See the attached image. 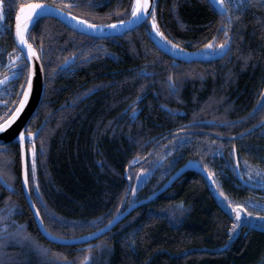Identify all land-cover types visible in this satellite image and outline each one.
I'll use <instances>...</instances> for the list:
<instances>
[{"label": "trees", "instance_id": "obj_1", "mask_svg": "<svg viewBox=\"0 0 264 264\" xmlns=\"http://www.w3.org/2000/svg\"><path fill=\"white\" fill-rule=\"evenodd\" d=\"M94 3L96 7L81 6L72 14L91 22L125 20L133 0ZM155 6L160 30L171 44H179V49L205 51L204 45L213 36L217 44L223 39L221 28L229 25L219 9L211 8V0H156ZM238 15L239 21L233 19L229 25L231 46L222 58L177 64L153 42L151 18L122 38L104 39L80 34L55 18L35 20L29 38L42 54L49 97L42 122L45 125L33 139L36 171L29 188L50 233L74 238L112 220L128 191L124 170L145 157L154 144L150 137L162 129L196 118L203 120L199 126L229 136L262 120L264 7L252 0ZM95 52L98 54L93 56ZM70 56H77L82 72L54 77ZM169 76L175 82L174 91L170 90ZM93 83L106 88L77 107H57L58 87L64 89L69 103L73 90ZM140 95L142 121L131 122L128 116L126 136L119 134L115 109L119 104H131ZM250 104H254L250 121L218 122L245 111ZM42 109L39 107L38 112ZM40 120L38 115L28 127L34 128ZM178 136L161 140L152 153L154 160L163 162L157 168V185L145 188L150 178L145 179L136 196L130 193L126 204L157 189L174 165L197 159L213 173L219 191L233 204H243L253 214H264L261 187L233 186L236 176L230 159L224 160V174L218 163L206 161L219 144L225 156L238 148L244 175L248 176L251 167L253 178L248 180L263 185L264 179L255 172L264 170V125L236 140ZM15 147L17 144H10L0 150V171L6 178L14 177L9 188L0 183V264H264V223L240 224L238 232L231 235L236 221L215 200L204 176L195 171L183 174L165 193L135 209L98 239L87 244L49 242L39 231L26 200L20 154ZM141 166L145 163L131 169L129 175ZM40 249L49 251L45 254Z\"/></svg>", "mask_w": 264, "mask_h": 264}, {"label": "flooded vegetation", "instance_id": "obj_2", "mask_svg": "<svg viewBox=\"0 0 264 264\" xmlns=\"http://www.w3.org/2000/svg\"><path fill=\"white\" fill-rule=\"evenodd\" d=\"M8 2H9V0H5L6 4ZM10 2L13 5V9H12L11 12L6 14L5 20L0 22V26H2L3 24H7L8 25V30L6 32H0V80H3L5 77L8 78L6 82L0 83V119L3 118V121L5 119H7L8 115H10L12 111L15 110V105L10 103V101H15V100L18 99V97L15 96V95H12V93L13 92H19L20 91V87H19L20 84L25 83V76H19V75L18 76H11L10 75V73L16 71V68L12 67L11 64H15L18 67L19 64L22 62L23 57H26V53L24 51L23 57H20V58H18L16 60L11 61V64H10L11 57L17 56L20 53V50H21V47L17 43V40L15 38L16 13L19 11V5L20 4H31V3H51L53 5L59 6V7L63 8L64 10L72 13V11H74V10H76L78 8V7L74 6V5L77 2H79V0H10ZM211 2H212V0H211ZM225 3H228V0H225ZM211 8L218 10V8H216L215 6H212ZM232 14L234 16L235 12H233ZM42 18H46V17H42ZM149 19H150V17L147 19V21ZM222 19L224 21L228 22L226 17H222ZM115 22L116 21H110V22H94L93 21L92 23L113 24ZM34 23H32V25ZM32 25L30 27H32ZM230 27L231 26H229L228 31H229ZM134 30H132V31H134ZM233 30L234 29H232V31ZM132 31H129V32H132ZM29 32H30V28L27 31L26 38H27L28 42L36 48V50L38 51V53L40 55V59H41L42 54H40V51H39L38 47L29 38ZM129 32H126V33H129ZM125 34L120 35V36H109V37H102V38L103 39L104 38H119V37L122 38V36H124ZM92 37H96V36H92ZM96 38H99V37H96ZM72 39L75 40L76 38H72ZM99 39H101V38H99ZM113 41H114L115 45H118V41L116 39H114ZM99 44H101V43H98V45ZM105 44L106 43H103L102 45L104 46ZM102 45H100V47H102ZM91 48H93V46H91ZM76 49H78V48H76ZM89 50H90V48H89ZM228 50H229V48H228ZM214 51H216V50H213V51L211 50V52H214ZM104 52H106V51H104ZM97 54L98 53L95 52L93 54V56H96ZM106 55H108L107 52H106ZM91 59H92V56L89 57V60H91ZM67 61H68L67 64H65V62H64L63 66L60 65L58 67L56 72H54V74H55L54 77L59 76L60 78H63L62 76L64 74H73L75 72H82V71H79V70H81V69H79L80 68L79 67L80 66V61L77 60V56H70V57L67 58ZM25 62L30 64L29 61H25ZM41 63L43 65V70H44L45 89H44L43 96H42V99H41V102H40L38 108L40 107V108H43V109L38 112V108H37L35 114L31 118V120L38 119V115L40 116L41 120H40V122L38 123L37 126H39L40 123H42L44 121V118H46L45 117L46 113L44 112V109H45V106L48 104V97H49V94H48V91H47V83H46L47 75H45L46 74V72H45L46 69H45V64L43 63L42 59H41ZM24 71H25V73H27V69H25ZM61 80L62 79H60V82H59L58 86H61L60 85L61 84ZM58 88L59 89H57V98H56L57 104H58L57 107L61 108L62 104H75L76 105L75 107H77L79 104H82L85 101V99L86 100L94 99L97 96L98 93H100L102 90H104L106 88V86L104 84L103 85L102 84L99 85V84L93 83V84L88 85L87 87H85L82 90H76L75 89L76 91L73 90L74 94H73V97H71L69 103H67V101H66L67 100V95H65V93L63 92L64 89L60 88V87H58ZM141 101H142V96L140 95L139 98H137L131 104H127L126 103V104H119L117 106V109H115V114L114 115L118 117V119L115 118V120H116V122L117 121L119 122L118 126L121 127V130H120L119 134H122V135L126 136V129H127L126 128V122H127L128 116L131 118V122H134V121L140 122V121H142L140 119V114H141V110H142L141 109L142 104H140ZM5 104H7V107H5ZM253 106H254V104H250L249 107L245 111H239V112L235 113L234 115L229 117L230 119H223V118L222 119H218V122L220 124H224L226 122H231V123L248 122V121H250V117H251ZM165 108L167 110H170L168 105ZM223 109H224V107H223ZM263 119H264V117L262 118V120ZM201 121H203V120L202 119H196V118L187 119L183 124L175 126V127L171 128V129H166V130L162 129L161 132H157L156 135H152L150 137V139L155 144L156 142H161V140L166 141L169 138L171 139L172 137H174V138L175 137H179L178 136L179 134H188L190 136V139H191V137L192 138L194 137L195 139H200V140H203V139H206V138H211V139L218 138L220 140H225L224 136H228L226 134H221V133L215 132V131L211 130L208 127L199 126L200 125L199 122H201ZM29 123H30V121H29ZM263 125H264V123L260 127H262ZM37 126H35L34 128L28 127L26 129V132H28V131L34 132V130L36 129ZM253 127H251V128H253ZM251 128L242 130L240 133L247 132ZM167 133H169V134H167ZM240 133H237V134H240ZM249 133H251V132H249ZM249 133H247V134H249ZM164 134H165V136H164ZM247 134H245L244 136H246ZM229 136H232V135H229ZM234 136H235V134H234ZM234 139L236 140L237 138H233V140ZM11 144H17V143H11ZM31 144H32L31 139H26L27 162H28L29 165H30V161H31V157H30ZM158 144L159 143H157V145ZM156 146L153 148V151L156 148ZM7 147L8 146L2 147V148L7 149ZM15 148L17 150V153L20 154L19 161H21L22 160V154H21V151H20V146L17 144V147H15ZM221 150H222V152L220 154H218V151H221ZM230 154H231V152L228 151V155L229 156H225L223 146L221 144H219L217 147H215V149H214V151L212 153V156L209 157L208 160H206V161L207 162L218 163L219 168H221V174H224V172L222 170L224 160L226 158H227V160L230 159L229 161L232 162L233 167L235 168L234 173H235V176H236V180L233 181V186L241 188L242 186L245 187V185H249V186H251L253 188L261 187L263 189V191H264V184L260 185V186H258L257 184H253L250 180H248L249 175L248 176L244 175V169H243L242 164H241L242 160H241L240 156H238L239 149L238 148H234L232 150V154L231 155ZM152 163H154L153 166H152ZM161 163H163L161 159L159 161H156V160L153 159L152 154H151L149 159L145 162V166L144 167H142V166L140 167L141 169H144L145 171L150 170V172H151V174H150L151 176L150 175L148 176L151 180L148 177L146 178V179H149V180L147 181V183L145 185V188L146 187L147 188L148 187L151 188V187L157 185V183H158L157 179L160 178L159 172H157V168L161 165ZM179 167L180 166L177 167L176 165H174L173 172ZM141 169L137 168L135 173L130 174L129 177L132 179V181H134V179L136 178V176L138 174V171H140ZM124 172H125V170H124ZM129 173H130V171H129ZM241 173H243V175H241ZM163 176H164V174H163ZM124 177H125V174H124ZM30 178H31V174H30V177H29V186H30ZM125 179H126V177H125Z\"/></svg>", "mask_w": 264, "mask_h": 264}, {"label": "snow or ice", "instance_id": "obj_3", "mask_svg": "<svg viewBox=\"0 0 264 264\" xmlns=\"http://www.w3.org/2000/svg\"><path fill=\"white\" fill-rule=\"evenodd\" d=\"M252 3V0H247V4L245 0H228V3H225V0H212V4L219 9V13L222 17H226L229 21V25L232 23L233 19L239 21L240 16L238 15L243 10L246 9L247 6H249ZM259 6L264 7V0H258ZM71 6V5H70ZM74 6L76 7H88L93 8L96 7V4L94 3V0H84L83 3L77 2ZM13 9V5L11 4L10 0L6 4L5 0H0V22L5 20L6 14L11 12ZM20 11L16 13V24H15V37L18 41L19 45H23L24 47L21 48L20 53L15 56L11 57V61L16 60L20 57H23V53L25 49L27 50V56L23 57L22 62L17 67L15 64H11L12 67L16 68V71L10 73L11 76H25V83L20 84V91L19 92H13L12 95H15L18 97L15 101H10L13 105H15V110L11 112L10 115H8L7 119H5L2 123H0V133L5 132V130H9V126L17 120L18 117H20L21 113L24 112L26 105L29 102V98L31 93L33 92V75L35 72V68L30 67L29 64L25 61H30L32 57H36V59H39V53L36 51V49L28 42L26 38V31L28 29V25L30 22L34 20L35 17H41L43 15H47L51 13L52 11H57L60 14L65 15L66 17H72V13H65L63 9H52L48 5L43 3H31V4H20L19 5ZM233 12L237 13L235 17L233 16ZM127 20H117L115 23L108 25L107 27L115 28L117 25L123 26L126 23L127 24H133L137 21L142 20L143 18L150 17V24L152 30L155 31L158 37H160L166 44H171V41L168 40L167 36H165L164 32L160 30L159 24L157 23V11L155 4H151L149 0H133V3L131 5V11L130 13H126ZM74 20L79 22V25L83 27H86L87 29H104L105 26L102 24H93L90 23L89 20L82 19L80 16L72 17ZM23 20V23L21 22ZM229 25H223L221 28V31L223 33V39L217 44L215 43L216 37L213 36L211 40L208 41L207 44L204 45L205 49H211L216 50L219 49L221 52H226L228 48L231 46V40L232 38L229 35L228 32V26ZM8 30V25L3 24L0 26V32H6ZM171 47L173 49H179V44H171ZM67 58L65 59V64H67ZM43 67V65H41ZM25 69H27V73H25ZM7 77H5L3 80H0V83H4L7 81ZM168 83L170 86V90H175V82L172 80L171 76L168 78ZM5 107H7V104H5ZM261 107L264 108V104H261ZM18 135V143L20 145V150L23 153L24 152V145L26 139H31L36 135V133H33L31 131L25 132L24 130L17 129ZM235 147V146H233ZM31 163L28 164L27 160H25L24 165V171H23V183L25 186H28L29 184V177L30 174L34 177L35 171H36V145L35 141L33 140L31 145ZM207 167V166H205ZM141 172H144V169L140 170ZM253 169L250 167L248 169V175L249 178L252 177ZM256 176L261 177V179H264V170H256L255 172ZM208 175H213L211 171H209ZM243 175V173H241ZM140 176L137 174V179H139ZM14 179V177H8L6 178L5 174L0 171V183L7 185L8 187H11L10 180ZM213 184L216 185V187L219 189V185L216 184V181L213 180ZM36 187H39L38 182H36ZM133 192H135V188L132 189ZM220 195L223 198V203H225L227 206L230 207V209L235 213L236 216V222H234L233 227L230 231H235L236 228L240 226V219L243 213L247 212V209L243 204H233V202L225 195V193L221 190ZM36 214L39 217V209H36ZM251 215V214H249ZM41 219V224H43V218ZM113 219H116V217H113ZM112 220L108 221V224L105 225V229H107L108 225L112 224ZM45 230L47 231V226L45 225ZM100 229H97V232H99ZM88 235H91V233H88ZM231 239V237H230ZM39 247V246H37ZM41 252L47 253L48 249H40ZM85 260L88 259L87 256L84 257Z\"/></svg>", "mask_w": 264, "mask_h": 264}, {"label": "water", "instance_id": "obj_4", "mask_svg": "<svg viewBox=\"0 0 264 264\" xmlns=\"http://www.w3.org/2000/svg\"><path fill=\"white\" fill-rule=\"evenodd\" d=\"M150 5L155 4L156 0H149ZM48 5L52 9H63L59 6L53 5L51 3H43ZM64 10V9H63ZM20 11V9H19ZM18 11V12H19ZM65 13H70L66 10H64ZM76 15L72 14V17H75ZM41 17H51L59 20L63 24H65L67 27L71 28L72 30L80 33V34H85L87 36H96V37H109V36H120L125 34L126 32L132 31L140 26H142L149 17L143 18L140 21H137L136 23L133 24H125L123 26L117 25L115 28H110L107 27L108 25L111 24H102L105 26L104 29H87L86 27H83L79 25V22L74 20L72 17H66L63 14L58 13L57 11H52L51 13L47 15H43ZM40 17H35L32 23L35 22ZM127 20V19H126ZM23 23V20L21 21ZM32 23L28 26V29L32 25ZM92 23V22H90ZM97 24V23H93ZM99 25V24H98ZM27 29V31H28ZM27 31L25 35L27 34ZM16 38V37H15ZM151 38L155 45L163 51L165 54L169 55L170 57L173 58V63L177 64L178 61H211V60H217L223 57L226 52H221V50H216L214 52H205V51H193V50H188V49H173L170 44H166L160 37L157 36L154 32L151 34ZM18 43V41H17ZM33 46V45H32ZM20 47H24L23 45H20ZM34 47V46H33ZM35 48V47H34ZM36 49V48H35ZM37 51V50H36ZM38 52V51H37ZM25 53L27 56V50L25 49ZM40 56V55H39ZM30 67L35 68V72L33 75V92L30 95L29 102L25 107L24 112L21 113L20 117L17 118L16 121H14L10 126L9 130H5V132L0 133V150L2 147H6L7 145L11 143H18V135L17 129L19 130H24L26 132L27 125L33 115L35 114L42 96L43 92L45 89V78H44V70L43 67H41V59H36V57H32L31 60L29 61ZM264 123V119L258 123L256 126H254L252 129H256L259 126H261ZM43 124H41L37 130L33 133H36L34 137L31 138L33 140L37 134L40 132L42 129ZM219 137V136H218ZM22 171H24V165H25V160H27V150H26V140H25V145H24V152L22 153ZM148 157L146 156L145 158H142L136 162H131L127 169L125 170V177L129 182V186H131L132 179L129 177V171L135 167L138 166L146 161ZM188 171H195L197 173H200L201 175L204 176L206 179L208 185L210 186L212 194L215 195L216 200L218 201L219 205L222 206V208L231 215V217L236 220L235 213L230 209L229 206H227L225 203H223V198L220 195L219 189L216 187V185L213 184V175H208L209 171L198 161V160H188L185 164H182L179 168H177L172 176L162 185L159 189H157L155 192H153L150 196L144 198V199H139L133 204L129 206V208L122 213V210L118 211L119 213L116 216V219H113L112 224L108 225L107 229L105 227L100 228V231L97 232H91V235L85 234L82 237H77V238H69V239H62L56 235L51 234L48 230H45V225L44 223L41 224V214L38 217L36 214V209L37 206L35 204V201L33 199V196L31 195L29 184L28 186H25L23 183V175H22V187L24 189V194L26 197V200L29 203V206L31 210L33 211L34 214V219L36 222V225L38 226L39 230L42 232V234L51 242L53 243H59V244H82V243H87L90 241H93L95 239L100 238L102 235L107 233L109 230H111L121 219L125 218L130 212L133 210L137 209L138 207L142 206L143 204L153 200L155 197L158 195L162 194L165 192L175 181H177L183 174H185ZM146 179V178H145ZM143 180V183L145 181ZM143 183L141 184L140 187H142ZM5 185V184H4ZM7 186V185H5ZM8 187V186H7ZM140 187L138 189H140ZM9 188V187H8ZM137 190L133 192V196H136ZM125 196V200H126ZM40 213V212H39ZM250 213L247 211L242 214L240 221H248V220H257L259 223H264V217H259L255 215H249Z\"/></svg>", "mask_w": 264, "mask_h": 264}, {"label": "bare ground", "instance_id": "obj_5", "mask_svg": "<svg viewBox=\"0 0 264 264\" xmlns=\"http://www.w3.org/2000/svg\"><path fill=\"white\" fill-rule=\"evenodd\" d=\"M31 23H32V22H30L29 25H30ZM29 25H28V26H29ZM99 38H102V37H99ZM208 52H209V51H208ZM210 52H211V51H210ZM168 56H169V55H168ZM170 58H171V57H170ZM180 61H182V60H180ZM180 61H178V62H180ZM185 62H188V61H185ZM190 62H191V61H190ZM29 65H30V64H29ZM30 121H31V120H30ZM28 124H29V123H28ZM42 124H43V126H44V123H42ZM27 128H28V125H27ZM36 130H37V129H36ZM36 130H35V131H36ZM35 131H34V132H35ZM252 131H254V129L251 128V129L248 130L247 132H243V133H240V134H235V136H234V135H232V136H224V138H225V140H231V139L233 140V138H237V139H239V138L243 137L245 134H247V133H249V132H252ZM234 140H235V139H234ZM157 143H159V142H156V143L150 148L149 152L145 155V157H146V156L148 157L146 160L149 159L150 155H151L152 152H153V148L157 145ZM17 144L19 145V143H17ZM9 145H10V144H9ZM7 146H8V145H7ZM19 146H20V145H19ZM20 151H21V150H20ZM145 157H143V158H145ZM189 160H191V159H189ZM194 160H197V159H194ZM187 161H188V160H187ZM187 161H186V162H187ZM135 162H136V161H135ZM186 162H185V163H186ZM185 163H184V164H185ZM21 164H22V160H21ZM128 166H129V165H128ZM128 166H127V167H128ZM22 167H23V165H22ZM127 167H126V169H127ZM136 167H138V166H135V168H136ZM133 168H134V167H133ZM133 168H132V169H133ZM126 169H125V170H126ZM150 173H151V172H150ZM173 173H174V172H173ZM173 173H171V175H170L166 180H164V182H163V183H162L157 189H159L162 185H164V183H165V182H166V181L172 176ZM124 174H125V172H124ZM199 174H200V173H199ZM22 175H23V171H22ZM129 176H130V175H129ZM150 176H151V175H150ZM148 178H149V177H148ZM178 180H179V179H178ZM205 180H206V179H205ZM213 180H214V179H213ZM127 181H128V180H127ZM145 181H146V180H145ZM21 182H22V176H21ZM175 182H176V181H175ZM175 182H174V183H175ZM206 182H207V181H206ZM174 183H173V184H174ZM173 184H172L168 189H170V188L173 186ZM3 185H4V184H3ZM207 185H208V183H207ZM4 186H5V185H4ZM208 187H209V189H210V186H209V185H208ZM133 188H135V190L137 189L136 187L133 186V181L131 182V186H129V182H128V191H127V194L125 195V196H127V197H126V200L124 199V198H125V197H124L123 200H122V203H121V205H120V207H119V209H118V211L122 210V213H123L124 211H126V210L129 208V206H130L131 204H133L134 202L137 201V200H135V201H133L132 203L126 204L127 199H128V197H129L130 193H131V194L133 193V191H132ZM157 189H155L154 191H152L148 196H150V195H151L153 192H155ZM168 189H167V190H168ZM23 190H24V189H23ZM167 190H166V191H167ZM166 191H165V192H166ZM210 191H211V189H210ZM165 192H163V193H165ZM163 193H162V194H163ZM211 193H212V192H211ZM160 195H161V194H160ZM160 195H158V196H160ZM148 196H147V197H148ZM158 196H157V197H158ZM213 196H214V198H215V200H216V197H215L214 194H213ZM157 197H155V198H157ZM145 198H146V197H145ZM155 198H154V199H155ZM143 199H144V198H143ZM154 199H153V200H154ZM153 200H151V201H153ZM151 201H149V202H151ZM216 201H217V200H216ZM27 202H28V201H27ZM149 202H147V203H149ZM217 202H218V201H217ZM147 203H145V204H147ZM28 204H29V203H28ZM35 204H36V203H35ZM36 206H37V205H36ZM221 207H222V206H221ZM37 208H38V207H37ZM118 211H117V213L115 214L114 217L117 216V214L119 213ZM133 211H134V210H133ZM133 211H132V212H133ZM32 212H33V211H32ZM132 212H130L128 215H130ZM33 215H34V214H33ZM128 215H127V216H128ZM127 216H126V217H127ZM126 217H125V218H126ZM125 218H123V219H125ZM123 219H121V220H123ZM112 220H113V218H112ZM121 220H120V221H121ZM120 221H119V222H120ZM235 221H236V220H235ZM255 223H257V224L260 225V223H259L257 220L240 221V224H246V225H247V224L256 225ZM107 224H108V223H107ZM107 224H106V225H107ZM117 225H118V224H117ZM103 227H104V226H103ZM101 228H102V227H101ZM99 229H100V228H99ZM39 231H40V230H39ZM95 231H96V230H95ZM95 231H92V232H95ZM236 231H237V230H236ZM236 231H235V232H232L231 235L234 234V233H236ZM40 232H41V231H40ZM237 232H238V231H237ZM90 233H91V232H90ZM41 234H42V232H41ZM51 234H52V233H51ZM42 235H43V234H42ZM53 235H54V234H53ZM237 235H238V234H237ZM43 236H44V235H43ZM56 236H57V235H56ZM82 236H84V235H81V236H78V237H82ZM44 237H45V236H44ZM58 237H60V236H58ZM60 238H62V239H69V238H66V237H60ZM74 238H77V237H74ZM45 239H46L47 241H49L46 237H45ZM49 242H51V241H49ZM56 244H59V243H56ZM86 244H87V243H86ZM60 245H65V244H60ZM66 245H67V244H66Z\"/></svg>", "mask_w": 264, "mask_h": 264}, {"label": "rangeland", "instance_id": "obj_6", "mask_svg": "<svg viewBox=\"0 0 264 264\" xmlns=\"http://www.w3.org/2000/svg\"><path fill=\"white\" fill-rule=\"evenodd\" d=\"M207 50H209V49H207ZM207 50H205V51H207ZM140 165H138V166H140ZM138 174H139L140 178L137 179V176H136V178L133 181V186L136 187V188H139L141 186V184L143 183V180L150 175V170H147V171L144 170V172L138 171ZM249 213L252 214V215L259 216V217H264V214H253L251 212H249ZM235 231H236V229H235ZM28 247H32V244H29Z\"/></svg>", "mask_w": 264, "mask_h": 264}]
</instances>
